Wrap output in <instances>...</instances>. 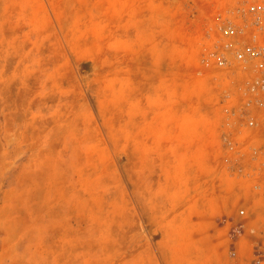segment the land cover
Wrapping results in <instances>:
<instances>
[{"label":"rangeland","instance_id":"obj_1","mask_svg":"<svg viewBox=\"0 0 264 264\" xmlns=\"http://www.w3.org/2000/svg\"><path fill=\"white\" fill-rule=\"evenodd\" d=\"M245 1L0 0V264H251Z\"/></svg>","mask_w":264,"mask_h":264},{"label":"built area","instance_id":"obj_2","mask_svg":"<svg viewBox=\"0 0 264 264\" xmlns=\"http://www.w3.org/2000/svg\"><path fill=\"white\" fill-rule=\"evenodd\" d=\"M232 16L233 18L226 22L222 33L232 41L233 64L238 65L253 78V81L248 82L251 84L247 90L249 99L245 107L241 108L240 116L247 123L246 126L259 129L264 135V0H246L239 3L232 11ZM226 61L228 62L227 58ZM260 140L263 142V147L258 153L261 161L260 169L257 171L261 177H264V137ZM253 189L264 197V181L256 183ZM238 216L241 220L248 219L247 209L241 208ZM256 220V217L252 219V221ZM245 223L243 221L241 226L245 227ZM251 232L254 234L257 230L253 229ZM250 257L251 259L246 258L244 262L264 264V243L258 244L254 250H251ZM230 258L233 261L243 260L239 251L235 249L231 250Z\"/></svg>","mask_w":264,"mask_h":264}]
</instances>
